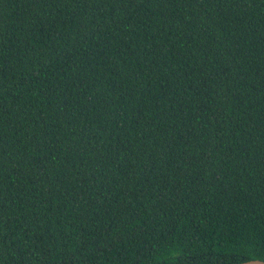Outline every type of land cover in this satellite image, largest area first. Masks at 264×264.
Wrapping results in <instances>:
<instances>
[{"label":"trees","instance_id":"1","mask_svg":"<svg viewBox=\"0 0 264 264\" xmlns=\"http://www.w3.org/2000/svg\"><path fill=\"white\" fill-rule=\"evenodd\" d=\"M264 260V0H0V264Z\"/></svg>","mask_w":264,"mask_h":264},{"label":"water","instance_id":"2","mask_svg":"<svg viewBox=\"0 0 264 264\" xmlns=\"http://www.w3.org/2000/svg\"><path fill=\"white\" fill-rule=\"evenodd\" d=\"M240 264H264V260L257 259V260H251Z\"/></svg>","mask_w":264,"mask_h":264}]
</instances>
